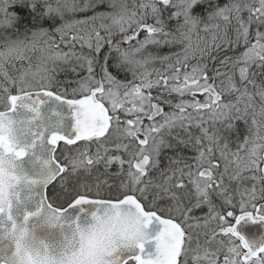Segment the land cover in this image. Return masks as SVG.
Wrapping results in <instances>:
<instances>
[{
    "label": "snow or ice",
    "instance_id": "snow-or-ice-1",
    "mask_svg": "<svg viewBox=\"0 0 264 264\" xmlns=\"http://www.w3.org/2000/svg\"><path fill=\"white\" fill-rule=\"evenodd\" d=\"M41 96L74 109V135L47 140L68 207L135 213L139 251L107 264H264L235 226L264 222V0H0V147L6 112Z\"/></svg>",
    "mask_w": 264,
    "mask_h": 264
},
{
    "label": "water",
    "instance_id": "water-1",
    "mask_svg": "<svg viewBox=\"0 0 264 264\" xmlns=\"http://www.w3.org/2000/svg\"><path fill=\"white\" fill-rule=\"evenodd\" d=\"M36 116L29 108L24 107L27 101H20L15 110L6 112L3 136L5 145L13 151L0 147V180L4 189V163L7 157L14 186L10 190L7 213H0V233H7L13 228H26L34 233L53 249L63 245L73 234L77 226L91 223L93 213L101 214L104 207L89 203L63 208V214L50 221L54 213L48 207L46 189L55 181L57 173L51 163L53 149L48 145V137L59 134L65 137L74 135V109L55 97H40ZM37 137L39 139L37 140ZM23 148L26 155L17 159L14 150ZM5 192L3 194L4 198ZM124 211H131L127 206ZM238 233L250 243L264 239V222H253L247 219L235 224ZM163 225L155 220L144 229L148 242L144 245L143 258H153L156 254L154 237L162 230ZM10 245L0 243V264L8 260ZM126 251L135 254L139 250L129 245Z\"/></svg>",
    "mask_w": 264,
    "mask_h": 264
},
{
    "label": "clouds",
    "instance_id": "clouds-1",
    "mask_svg": "<svg viewBox=\"0 0 264 264\" xmlns=\"http://www.w3.org/2000/svg\"><path fill=\"white\" fill-rule=\"evenodd\" d=\"M4 212L7 213L10 190L14 186L10 164L4 158ZM117 211L120 217L117 218ZM135 213L109 208L91 223L77 226L74 234L59 248L45 243L26 228H13L0 233V243L10 245L5 264H107L110 255L124 245H134L139 240L136 226L132 223ZM57 215L50 216L55 222Z\"/></svg>",
    "mask_w": 264,
    "mask_h": 264
},
{
    "label": "trees",
    "instance_id": "trees-1",
    "mask_svg": "<svg viewBox=\"0 0 264 264\" xmlns=\"http://www.w3.org/2000/svg\"><path fill=\"white\" fill-rule=\"evenodd\" d=\"M220 3H223V0H219ZM102 8L104 9L103 6H101V9ZM41 12H42V9H41ZM91 13H89L90 15ZM53 21H55L56 24H59V18L58 17H54L52 16L51 14H49L48 16H44L43 17V23L41 26L43 27H50L51 25H53ZM22 27H20L18 29V31L20 32L21 35H24L26 34V29L29 30V34H30V30L33 28V25L29 20H26V21H22ZM243 49H238L237 50V54L239 51H242ZM163 52L167 53L169 51L168 48H164L162 49ZM232 53H229V55H231ZM27 62H25L26 64ZM17 67L19 68L20 67V64L19 62H17ZM56 79L59 80V81H63L65 79V73L64 72H57L56 74ZM13 93H15V91H13ZM199 98V97H198ZM169 154H171L169 152ZM68 187L69 185H66L65 182L63 181L62 183H57L56 185H53L52 187H50L49 189V192H50V195L54 198L53 200H51V202L55 205H59V206H62L64 205L65 203H67L68 201L71 200V196H69L67 194L68 192ZM239 209L237 208L236 211L234 212V215H237L239 213L238 211ZM197 214H202V213H197ZM229 220H232L231 217H229Z\"/></svg>",
    "mask_w": 264,
    "mask_h": 264
},
{
    "label": "rangeland",
    "instance_id": "rangeland-1",
    "mask_svg": "<svg viewBox=\"0 0 264 264\" xmlns=\"http://www.w3.org/2000/svg\"><path fill=\"white\" fill-rule=\"evenodd\" d=\"M102 10H104V9L102 8ZM46 28H48V27H46ZM63 181H64V180H59L60 183H62ZM229 210H231V209H229ZM238 211H239L238 214L241 215L240 210H238ZM238 214H237V215H238ZM233 215H234V214H233ZM237 215H236V216H237ZM234 217H235V216L231 217V218H232V221H231L230 223H233V221H234Z\"/></svg>",
    "mask_w": 264,
    "mask_h": 264
}]
</instances>
